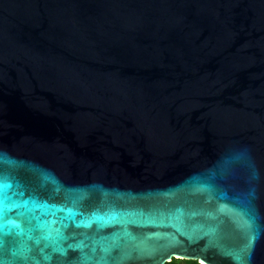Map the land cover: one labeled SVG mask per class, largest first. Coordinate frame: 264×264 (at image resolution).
I'll use <instances>...</instances> for the list:
<instances>
[{
	"label": "water",
	"instance_id": "obj_1",
	"mask_svg": "<svg viewBox=\"0 0 264 264\" xmlns=\"http://www.w3.org/2000/svg\"><path fill=\"white\" fill-rule=\"evenodd\" d=\"M264 0H0V264H264Z\"/></svg>",
	"mask_w": 264,
	"mask_h": 264
},
{
	"label": "snow or ice",
	"instance_id": "obj_2",
	"mask_svg": "<svg viewBox=\"0 0 264 264\" xmlns=\"http://www.w3.org/2000/svg\"><path fill=\"white\" fill-rule=\"evenodd\" d=\"M262 232H264V230L260 228H251V227L249 228V233L247 237V246L249 248L254 247L256 240L259 239ZM241 264H242V261H241Z\"/></svg>",
	"mask_w": 264,
	"mask_h": 264
},
{
	"label": "trees",
	"instance_id": "obj_3",
	"mask_svg": "<svg viewBox=\"0 0 264 264\" xmlns=\"http://www.w3.org/2000/svg\"><path fill=\"white\" fill-rule=\"evenodd\" d=\"M164 264H200V263L197 262L196 260L172 258L169 262H165Z\"/></svg>",
	"mask_w": 264,
	"mask_h": 264
}]
</instances>
